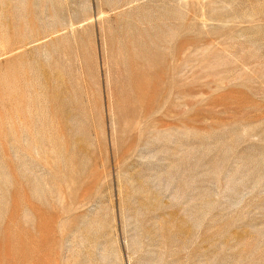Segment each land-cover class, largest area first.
I'll use <instances>...</instances> for the list:
<instances>
[{"label":"rangeland","instance_id":"374dc122","mask_svg":"<svg viewBox=\"0 0 264 264\" xmlns=\"http://www.w3.org/2000/svg\"><path fill=\"white\" fill-rule=\"evenodd\" d=\"M0 264H264V0H0Z\"/></svg>","mask_w":264,"mask_h":264}]
</instances>
